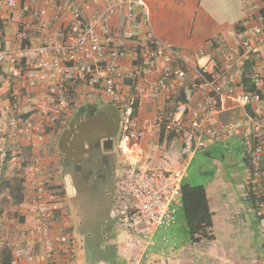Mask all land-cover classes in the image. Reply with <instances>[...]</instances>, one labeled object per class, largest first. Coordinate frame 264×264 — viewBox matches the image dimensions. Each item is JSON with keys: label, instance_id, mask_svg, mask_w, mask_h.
I'll use <instances>...</instances> for the list:
<instances>
[{"label": "built area", "instance_id": "2783aa9c", "mask_svg": "<svg viewBox=\"0 0 264 264\" xmlns=\"http://www.w3.org/2000/svg\"><path fill=\"white\" fill-rule=\"evenodd\" d=\"M21 1L33 0H0V6L12 13ZM40 1L42 8L32 16L50 9L57 17L69 14L70 21L51 34L41 35L31 60L20 55L27 51L32 38L25 26L18 27L12 48L0 43V74L12 86V104L0 106V182L7 165L17 161L9 144L15 145L21 137L43 142L47 131L56 134L66 129L82 110L81 100L75 97L76 88L96 89L118 113L114 147L120 164L114 178L113 220L114 230L125 236L120 256L127 264H141L151 255L156 234L176 223L183 181L195 155L207 143L233 138L241 140L243 159L248 165L243 195L255 198L261 207L258 232L262 247L255 264H264V129L248 115L222 123L215 118L224 100L238 108L256 104L264 112V28L247 26L245 37L233 46L215 39L214 43L226 53L225 61L219 65L204 46H199L196 54L207 61L193 66L190 56L173 51L157 38L144 0H96L98 6L88 18L73 0ZM242 1L247 16L258 12L256 0ZM116 15L122 16L121 25L112 24ZM137 26L144 27V32H138ZM120 40L127 43L119 44ZM127 58L129 62L123 65ZM247 62L250 68L243 72V84L237 76ZM180 63L187 67H180ZM187 68L202 95L194 109L178 100ZM124 79L131 82L129 95L119 85ZM142 100L154 104L153 117H138ZM25 106L29 113L22 110ZM154 134L164 139L173 136L179 141L175 167L156 168L144 161L140 142ZM47 176L48 172L33 161L18 176L29 192L23 198L20 215L32 216L33 227L28 233L46 261L40 262L37 254L27 252L21 240L6 237L0 239V247L9 251V264H70L77 260L81 242L69 225L67 196L49 184ZM161 241L167 242V237Z\"/></svg>", "mask_w": 264, "mask_h": 264}, {"label": "crops", "instance_id": "0c3cea01", "mask_svg": "<svg viewBox=\"0 0 264 264\" xmlns=\"http://www.w3.org/2000/svg\"><path fill=\"white\" fill-rule=\"evenodd\" d=\"M73 1L81 8L84 17L87 18L90 17L93 9L98 6L93 0ZM144 2L150 11L152 29L157 38L166 43L173 51L190 56L193 66L202 65L207 61L206 57L200 58L196 54L199 46H204L205 52L210 53L214 62L219 65L225 61L226 53L214 43L215 39L220 38L227 45L233 46L245 37L244 32L247 26L257 24L264 28V0H256L258 12L250 17L244 12L242 0H144ZM42 5L43 3L40 0H33L31 2L21 1L18 8L12 13H8L0 6V21L4 25L2 47L12 48L14 46V35L18 27L22 28L25 26L30 31L32 38L27 51H22L20 55L27 60H31L36 55L34 50L38 45L41 35L51 34L63 22L70 21L69 14L57 17L55 12L50 9L38 17L32 16V12L41 9ZM245 20L247 21L246 23L244 22ZM122 21V16L116 15L112 20V24L121 25ZM135 29L140 33H143L145 30L142 26H137ZM125 43L127 42L123 40L119 42V44ZM127 48L130 49L129 46ZM128 62V58L122 61L123 65H126ZM262 64L264 66V44L262 45ZM179 65L183 68L187 67L184 63H180ZM249 68L250 62H247L242 72H238V80L243 82V84L246 83L243 72L245 71L246 73ZM192 75L191 69L187 68L185 86L180 92L178 100L194 109L202 100V95L196 90ZM119 83L122 92L129 95L131 92V82L124 79ZM11 90L12 86H10L6 77L1 74L0 106L12 104L10 98ZM75 97L81 100V109L83 110L95 108L104 110L105 112L109 107H112L100 91L96 89L79 86L76 88ZM22 110L29 113V109L26 106ZM137 115L141 120L153 117L154 104L150 100L140 101ZM246 115L253 117L261 123L264 129V112L256 104H249L244 108H238L229 100H224L218 107V113L215 118L219 123H222L241 119ZM73 118H78V113ZM86 118L87 116H85ZM62 132L63 130L52 134L47 131L43 142H38L35 138L21 137L15 145L9 144V151L12 154H16L17 161L7 165L4 180L0 183V239L14 237L21 240L27 248V252L37 254L40 262H45L46 258L42 256L40 246L35 243L34 238L28 233L33 227V218L27 214L20 215L23 200L16 203L11 201L10 194L12 188L10 185L15 181L20 182L17 185L20 190V196L26 198L27 194H29L28 189L23 185L22 180L18 176L20 170L33 161L37 162L48 172L47 179L49 184L57 188L59 187L61 191H63V188L65 189L67 201L78 194L77 182L81 183L83 176L73 173L70 168H64L62 157H59V155H62L59 143L63 138L62 150L64 152L70 151L71 158L75 156H77L76 158H83L85 153L96 148L99 141L93 142L90 147L84 144L85 149L88 150V152H85L83 146L75 149L69 145L68 142L73 141L71 139L72 136L64 137L65 132L63 134ZM140 145L143 159L149 166L171 169L178 164L180 143L173 136L164 139L163 136L154 134L153 137L142 140ZM111 150L115 151L118 158L117 162H119V155L115 147L112 146L110 150H106L108 151L106 155L109 156ZM242 151L241 140L233 138L224 142L207 143L206 147L192 159L201 174H204L209 169L214 171L213 177L208 179L204 185L209 209L212 213L213 240L201 241L199 243H191L189 240L187 243L186 241H178L179 234L177 235L178 232L176 231V221L175 225L168 231L166 230L167 236L170 239L169 242L166 245H161L160 241L162 237L160 238V236L162 235L160 234H163V232H159L157 243H155L156 247L152 249L149 257L141 260V264L256 263L261 251L262 240H260L259 234L257 237L252 235L248 223L249 220H247L246 216L244 217L246 214H244V211L238 208H230L229 205L226 206V203H224L226 201L222 198L223 195H236L240 191H242L241 194L243 195L244 186L249 174L248 165L243 159ZM21 152H26L25 156L27 157L21 155ZM23 160L27 161L26 164ZM108 164L111 165L110 163ZM114 168L117 171V163L114 165ZM62 172L65 174H62ZM91 182L94 183L93 179H91ZM112 184L114 185L113 182H107L104 186ZM107 213L111 221L114 222L113 206ZM222 213H224L225 225L230 230V238L226 242H223L217 236L218 221L222 219ZM70 219L69 225L73 231L75 223L72 222L73 218L71 215ZM252 221H256L257 223L258 219L255 218ZM112 229L114 231L113 239H109L106 234H103V240L105 245L107 244V240L110 241V246L113 250L99 253V261L96 264H127L126 260L120 256L121 241L125 236L123 233L115 231L114 228ZM78 238L81 242V250L77 260L70 264H95L88 259L89 235L86 236L84 232ZM9 259V251L4 247H0V264H9Z\"/></svg>", "mask_w": 264, "mask_h": 264}, {"label": "rangeland", "instance_id": "374dc122", "mask_svg": "<svg viewBox=\"0 0 264 264\" xmlns=\"http://www.w3.org/2000/svg\"><path fill=\"white\" fill-rule=\"evenodd\" d=\"M93 1L95 2V4L98 5V1L96 0ZM1 22L2 21H0V43H2L3 41V29H4V25ZM25 154L26 152H21V155L27 157L25 156ZM109 156H110L109 161L112 164L111 167H114V165L117 163L119 169L120 161L117 162L118 158L115 154V151L111 150L109 152ZM59 157L61 158L60 155ZM23 161L26 164L27 161L25 160ZM62 174L65 173L62 172ZM187 176L188 177L186 179V183L192 186L205 185L207 182L205 176L199 172V169L195 165L189 170ZM91 179L92 178L89 177L88 179H86V177H83L81 183L77 182L76 187L78 189V194H76L71 200L67 201V207L73 218L72 222L75 223L73 232L74 235L76 234L77 236L76 238L80 240L78 237L82 235L84 232L86 236L89 235L90 238H88V241H89L90 249L88 248L87 251V253L89 254L88 259L96 264L99 261V253H104L105 251L110 252L111 250H113L112 247L110 246V241L107 240V244L106 245L104 244L103 234H106L107 237H109V239L110 238L113 239L114 237V231L112 229L114 228V222L111 221L107 213V211L110 210L111 207L113 206L114 185L112 184L109 186L108 185L104 186L99 183L91 182ZM62 190L64 195L67 196L65 189L63 188ZM241 193L242 191H240L236 195H223L222 198H224L223 200L226 201L224 202L226 203V206L229 205L230 208L231 207L238 208L241 211H244V214L246 213L244 217L246 216L247 220H249L248 223L252 235H254V237H257L259 234V238L260 240H262L261 235L258 232V227H257L258 222L256 223V221H252L255 218L259 219V214H260L259 202L255 198L251 196L245 197ZM11 201L15 203V200L13 198L11 199ZM225 222L226 221L224 218V213H222V219L218 221L219 226L217 229V236H219L223 242H226L230 238L229 236L230 230L226 227ZM167 231L163 232V234H160L162 235L160 236V238L163 236L167 237V242L160 241L161 245H166L170 240L169 237L167 236L166 233ZM176 231L178 232L177 235L179 234L178 241L181 242L186 241L187 243V241L189 240L188 225L184 210L182 208L178 213ZM158 233L155 236V243H157V239H158L157 237L159 236ZM154 247L156 246L154 245ZM261 247H262V241H261Z\"/></svg>", "mask_w": 264, "mask_h": 264}, {"label": "trees", "instance_id": "16d2710c", "mask_svg": "<svg viewBox=\"0 0 264 264\" xmlns=\"http://www.w3.org/2000/svg\"><path fill=\"white\" fill-rule=\"evenodd\" d=\"M193 161L191 162L188 170L194 166ZM202 175H204L208 180L213 177L214 171L209 169ZM187 177L188 176L185 177L182 186L181 208L184 210L187 219L189 240L191 243L211 241L213 240V222L212 213L209 209L208 199L205 192V186H192L186 183ZM18 183L20 184V182L15 181L10 185L12 188L10 198H13L15 203L20 202V200L22 202L23 200V197L20 196V190L17 186Z\"/></svg>", "mask_w": 264, "mask_h": 264}, {"label": "water", "instance_id": "95a60500", "mask_svg": "<svg viewBox=\"0 0 264 264\" xmlns=\"http://www.w3.org/2000/svg\"><path fill=\"white\" fill-rule=\"evenodd\" d=\"M86 116L85 120L72 123L70 130L65 132L64 137L72 136L73 141H69L68 144L75 149L83 146V150L88 152L84 144L90 147L93 142L102 141L104 148L110 150L118 131V114L115 108L109 107L106 114L99 116L95 115V108H91ZM60 148L61 153L64 154L65 152L62 150L63 138L61 139Z\"/></svg>", "mask_w": 264, "mask_h": 264}, {"label": "flooded vegetation", "instance_id": "af4514ba", "mask_svg": "<svg viewBox=\"0 0 264 264\" xmlns=\"http://www.w3.org/2000/svg\"><path fill=\"white\" fill-rule=\"evenodd\" d=\"M91 109V108H90ZM89 108L82 109L78 112V118H73L69 123V126L63 130L62 134L70 130L72 123L80 122L85 120V116L90 110ZM106 112V111H105ZM104 110L95 109V115L106 114ZM117 112V111H116ZM118 114V113H117ZM115 140V139H114ZM114 140L112 146L114 147ZM101 142V143H100ZM95 149L90 150V152L85 153L82 157H70V151L67 150L64 154L62 153V161L64 168H70L73 173H76L80 176L86 177V179L92 178L94 183L107 184V182H113L115 178V168L111 167L112 164L109 161L107 152L103 146V142H97ZM61 142L59 143L60 147ZM68 147V146H67ZM61 149V148H60ZM110 163L111 165H109Z\"/></svg>", "mask_w": 264, "mask_h": 264}]
</instances>
